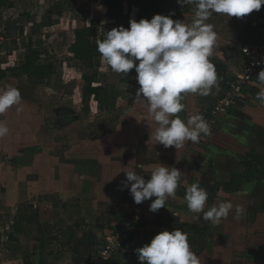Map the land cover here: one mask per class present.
Wrapping results in <instances>:
<instances>
[{
  "label": "crops",
  "instance_id": "crops-1",
  "mask_svg": "<svg viewBox=\"0 0 264 264\" xmlns=\"http://www.w3.org/2000/svg\"><path fill=\"white\" fill-rule=\"evenodd\" d=\"M6 1L12 5L0 6V28L18 42L30 31L25 54L35 35L63 40L67 32L73 37L60 48L68 55L84 18L67 14L82 6L78 0ZM244 1L242 12L227 9L239 0H222L218 13L198 14L187 11L192 0L165 14L156 47L122 43L117 62L102 57L103 81L111 85L116 75L121 82L118 91L94 84L98 96L82 103L91 139L81 144L74 114L58 113L62 136L53 140L33 101L20 106L18 97L0 93V264H89L155 189L144 224L112 264H264V69L211 136L194 135L240 71L242 47L264 38V0ZM49 20L56 23L46 27ZM117 25L121 36L124 23ZM25 57L9 68L0 62V83L10 73L58 95L55 61L47 59L49 80L32 83L14 72Z\"/></svg>",
  "mask_w": 264,
  "mask_h": 264
},
{
  "label": "rangeland",
  "instance_id": "rangeland-1",
  "mask_svg": "<svg viewBox=\"0 0 264 264\" xmlns=\"http://www.w3.org/2000/svg\"><path fill=\"white\" fill-rule=\"evenodd\" d=\"M81 5L87 3V0H78ZM77 1V2H78ZM83 2V3H82ZM201 2V3H199ZM218 2V3H217ZM222 0H195V2L191 3L190 10L187 9V11H193L194 13H202L204 10L206 12H210L211 14H214L215 12H219L221 7L219 8V3H221ZM243 2H246L244 0H239V3L237 2H230L227 4V9L235 10L236 12H242L243 10ZM56 3V2H55ZM234 3V4H233ZM239 5H241L239 7ZM204 6H207L205 9ZM51 7V4L44 5V7L40 10H37L38 14H47L48 8ZM65 7V6H64ZM225 8V6H224ZM28 9V8H26ZM69 9V8H67ZM79 8L75 7L72 11L67 12V14H78ZM93 14L96 17H99L102 23V32L103 33H110L113 34L114 37H117L120 32V27L113 23L111 20V23L106 18L107 15L100 12L98 8L94 9ZM80 22H82V19L79 18ZM81 23H78V26H80ZM30 35V31L28 33ZM27 34L23 36V38H19V35H15L20 40L15 41L11 39L12 37L8 34V41L6 43L5 52L1 56L0 55V62L10 64L8 67L5 65L6 68L14 66L13 61L18 60L19 62L23 60L25 57V51L21 50L24 45L27 46ZM53 33H43L39 36L35 35V38L33 40V44H36L39 46V48H34L35 50H38L44 59H48L49 61L54 60L57 68V73L55 77L52 79V86L55 84H58L60 87L58 88V95H55L52 93L50 89L44 88L43 86H37L36 88H31L29 86V82L26 78H16L11 75L10 73H7L5 75V78L3 82L0 83V93H2L5 97L8 95L9 98L15 99V97H18L20 101L17 103L20 106H23L26 104L27 99H30L34 102V108H39L40 110L38 112H41L40 118H42L44 126L46 125L44 131L47 133V137H51L53 140H56L57 137L61 139L60 136H62L61 132L59 133L56 130L57 125H59V121L61 119L58 117V113H66L67 117H69L68 114L73 115V119L77 120L79 119V127L81 129V134H85V138L88 136L89 138H82L78 142L81 144L83 141H86L90 138V134L87 135V131L89 133L91 132V126H92V119L87 114V111L83 110V104H82V92L85 90L87 83L83 81V77L87 75L96 74L97 79L99 81V84H103V86L106 87V91L112 90L109 87H119L120 86V78L118 76H114V80H112V84L109 85L108 82H104L103 77V68L102 65L105 60L102 59L98 60L96 63V67L94 69H84L81 65V63L77 62H70L68 61V55L64 49H61L60 46L65 44V46L68 45L70 38L73 37V34L68 35L66 32V35L64 36V39L61 40V38L56 34ZM45 36V38H44ZM22 37V36H21ZM52 37V38H51ZM40 38V39H39ZM43 42L44 44L41 45L40 43ZM19 44V47L17 46ZM64 46V45H63ZM34 47V46H33ZM59 48V49H57ZM52 61V62H54ZM9 75V76H8ZM120 81V82H119ZM101 82V83H100ZM98 83V82H97ZM54 90V89H53ZM115 90L118 91V89L115 87ZM9 92V94H8ZM7 94V95H6ZM90 105V104H89ZM0 106H4L0 103ZM55 111H57V117L55 116ZM103 115L100 114V117L96 119L95 122L97 124H101L103 122L102 120ZM66 118V117H65ZM77 124V125H78ZM77 125L74 127L73 131H71L72 135L73 133L77 134ZM98 138H103V131L98 127ZM45 134V133H44ZM66 137L65 133H63ZM76 136V135H75ZM85 143V142H84Z\"/></svg>",
  "mask_w": 264,
  "mask_h": 264
},
{
  "label": "trees",
  "instance_id": "trees-1",
  "mask_svg": "<svg viewBox=\"0 0 264 264\" xmlns=\"http://www.w3.org/2000/svg\"><path fill=\"white\" fill-rule=\"evenodd\" d=\"M190 1L192 0H88L79 8V13L84 18L76 31V40L69 49L68 59L81 63L84 69H94L97 59L100 60L102 57L109 63L117 62L120 59L118 49L122 43L156 47L163 37L165 14L185 10ZM7 5L11 7L12 4L0 0V6ZM96 8L109 16L113 23H124V34L114 37L113 34L103 33L100 18L93 14ZM55 23L49 20L45 25L47 27ZM30 43L26 50L25 62L14 72L29 74L32 83L47 81L54 75L53 65L47 63V59L34 49L32 41ZM3 75L4 73L0 71V78ZM83 81L87 86L82 93V103L86 104L90 96H98L101 87L94 86L98 82L96 74L84 76ZM180 227L188 228L184 225Z\"/></svg>",
  "mask_w": 264,
  "mask_h": 264
},
{
  "label": "built area",
  "instance_id": "built-area-1",
  "mask_svg": "<svg viewBox=\"0 0 264 264\" xmlns=\"http://www.w3.org/2000/svg\"><path fill=\"white\" fill-rule=\"evenodd\" d=\"M8 40V36L0 28V55ZM241 52L244 62L240 71L236 73L235 79L227 84L215 106L194 127V135L198 140H203L213 134L221 115L229 112L242 99L246 86L251 84L264 69V38L253 44L244 45ZM157 198L158 191L156 189L146 192L138 203L132 206L128 216L118 229L107 238L105 244L92 256L89 264H112L118 249L144 224L146 211Z\"/></svg>",
  "mask_w": 264,
  "mask_h": 264
},
{
  "label": "water",
  "instance_id": "water-1",
  "mask_svg": "<svg viewBox=\"0 0 264 264\" xmlns=\"http://www.w3.org/2000/svg\"><path fill=\"white\" fill-rule=\"evenodd\" d=\"M193 259V258H192ZM191 262V261H190ZM190 262L188 264H190Z\"/></svg>",
  "mask_w": 264,
  "mask_h": 264
}]
</instances>
